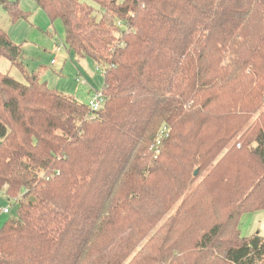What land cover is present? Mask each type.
Returning a JSON list of instances; mask_svg holds the SVG:
<instances>
[{"label":"trees","instance_id":"1","mask_svg":"<svg viewBox=\"0 0 264 264\" xmlns=\"http://www.w3.org/2000/svg\"><path fill=\"white\" fill-rule=\"evenodd\" d=\"M34 1L105 103L28 73L0 28L24 79L0 73V264H264L238 228L264 210V0Z\"/></svg>","mask_w":264,"mask_h":264},{"label":"rangeland","instance_id":"2","mask_svg":"<svg viewBox=\"0 0 264 264\" xmlns=\"http://www.w3.org/2000/svg\"><path fill=\"white\" fill-rule=\"evenodd\" d=\"M19 9L27 18L13 24L0 7V28L13 43L21 46L26 71L39 72L40 80L46 82L49 88L85 104L90 90L100 91L102 88L101 67L91 58L77 59L68 53L64 47L62 23L59 20L50 23L46 13L34 0H19ZM0 73H7L23 83L21 72L11 67L5 57H0ZM203 175L204 172L200 177ZM3 206L7 207L9 203H4L0 193V208ZM15 216L16 205L12 203L9 214L0 215V227L8 218ZM238 225L242 237L258 234L264 238V210L243 212Z\"/></svg>","mask_w":264,"mask_h":264},{"label":"built area","instance_id":"3","mask_svg":"<svg viewBox=\"0 0 264 264\" xmlns=\"http://www.w3.org/2000/svg\"><path fill=\"white\" fill-rule=\"evenodd\" d=\"M52 64H54V61H52ZM105 103V97L101 91H92L89 95L86 105L88 107L89 113L94 114L97 113L104 105ZM167 130L163 128L161 134L159 135V139L162 138V135L166 134ZM158 144V143H157ZM10 212V207L3 208L0 213L3 215H7Z\"/></svg>","mask_w":264,"mask_h":264},{"label":"crops","instance_id":"4","mask_svg":"<svg viewBox=\"0 0 264 264\" xmlns=\"http://www.w3.org/2000/svg\"><path fill=\"white\" fill-rule=\"evenodd\" d=\"M4 191H5V189H2V191H0V193H1V195H2V199H3L4 203L8 202V203H9V206H7V207H10V206L12 205L13 202L7 199V197L5 196ZM5 207H6V206H3L2 208H0V211H1L3 208H5ZM0 215H2V214L0 213Z\"/></svg>","mask_w":264,"mask_h":264},{"label":"water","instance_id":"5","mask_svg":"<svg viewBox=\"0 0 264 264\" xmlns=\"http://www.w3.org/2000/svg\"><path fill=\"white\" fill-rule=\"evenodd\" d=\"M196 175H197V171L194 172V176H196Z\"/></svg>","mask_w":264,"mask_h":264}]
</instances>
